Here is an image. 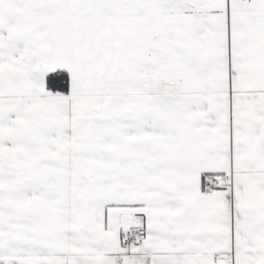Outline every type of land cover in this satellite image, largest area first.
I'll use <instances>...</instances> for the list:
<instances>
[{"label": "snow or ice", "instance_id": "1", "mask_svg": "<svg viewBox=\"0 0 264 264\" xmlns=\"http://www.w3.org/2000/svg\"><path fill=\"white\" fill-rule=\"evenodd\" d=\"M0 264H264V0H0Z\"/></svg>", "mask_w": 264, "mask_h": 264}]
</instances>
